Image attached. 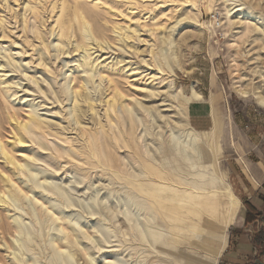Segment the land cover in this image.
<instances>
[{"label":"rangeland","instance_id":"obj_1","mask_svg":"<svg viewBox=\"0 0 264 264\" xmlns=\"http://www.w3.org/2000/svg\"><path fill=\"white\" fill-rule=\"evenodd\" d=\"M212 1L0 0V143L25 165L24 173L16 170L0 150V194L7 196L3 178L9 177L19 195L11 205L0 203V264H160L162 249H149L136 224L144 219L138 204L145 198L116 174L143 181L138 154H156L169 146L174 131L182 134L176 129L186 120L180 110L184 102L199 100L196 94L201 101L215 95L221 165L241 201L237 162L264 141V108L235 87L247 84L238 77H250L251 58L263 47L253 30L264 29V0ZM227 7H234L231 24ZM240 8L242 14L235 12ZM77 13L89 24L86 29H79ZM60 21L73 26L67 36ZM121 33L131 39L122 40ZM83 60L91 64L87 69ZM116 91L130 106L125 116L137 148L104 143L106 160L99 163L89 157L83 129L105 139L101 125L111 130L106 103ZM32 112L46 126L41 140L50 150L14 144V118L23 122ZM55 148L74 152L75 159L56 157Z\"/></svg>","mask_w":264,"mask_h":264},{"label":"bare ground","instance_id":"obj_2","mask_svg":"<svg viewBox=\"0 0 264 264\" xmlns=\"http://www.w3.org/2000/svg\"><path fill=\"white\" fill-rule=\"evenodd\" d=\"M227 6L229 7V5ZM228 7V23L231 24L232 21L229 19V16L234 7H232L233 9H228ZM210 8L208 9L210 10ZM235 12L241 13L243 9L240 8L237 9V11L235 9ZM36 14L37 10L34 9L33 15L36 16ZM249 14L254 15L256 19L262 16V14H259V16L255 15L252 11H250ZM72 21L73 20L69 21V23L71 24ZM75 21L79 24L80 30L86 29L89 25L85 21L83 14L77 13L75 15ZM2 23L3 22H0V26H2ZM60 25L65 36L68 35L69 29L73 27L72 25L66 26L65 23L61 21ZM25 30L28 32V25H25ZM253 31H259L263 47L258 57L255 56L256 58H251V65H254V67L250 70V77H246L245 79L238 77V83L247 81V84L245 83V86L239 84L235 89L240 96L244 98H253L260 107L264 108V29ZM35 33L38 39H43L42 33L39 30ZM120 37L122 40H125V37L127 40L131 39L129 34L125 36V34L121 33ZM236 49L238 50V47L235 48V50ZM151 53L154 54V51ZM42 61H45V58H42ZM175 63H179L178 60H176ZM90 65L91 64L85 60L81 66L87 69ZM115 89L119 90L117 88ZM79 94L80 92H76V99L80 97ZM123 96L122 93L116 91L113 97L106 103L107 119L111 126V130L109 132L105 129L104 125H101L106 135L104 136L105 139L99 137L98 133L83 129V135L86 136L89 143V157L93 156L99 163H104L102 161L106 160V155H104L103 151L104 143L112 145L114 141L122 147H130L132 150L137 148V144L134 143L135 141L132 143L129 139L131 134V138H133L134 128L132 124H128L127 117L130 115V110L128 109L130 106L128 105V107H126V105H123ZM196 96L199 100L184 102L186 106L180 110L182 113L181 115L184 116L186 120L183 122L185 124L177 123L178 126L176 129L177 132L182 131V134L176 136L174 129L172 130L174 132L170 137L171 139L168 147L158 149L156 154L153 153L151 155L148 153L147 156L149 157H143L141 154H138L144 165L145 178L143 181L139 179L131 180L129 176H119L115 173L120 180H124L127 185L131 187L135 194L145 198L143 206L138 204V210L140 212L143 211L144 219L140 220L138 218L136 224L137 227L139 226L141 228V233L139 232L141 234V241L145 243L149 249H162L164 255L158 253L160 254L158 260L160 264H219L220 258L228 245L229 230L234 225L241 209V201L234 194L227 179V174L223 172L221 165L223 152L221 145L222 122L218 118V115L212 109L211 117L213 119V126L211 130L207 132L197 131L189 123L188 106L192 102L201 101V95L196 94ZM210 98L212 105L215 101V95L212 93ZM119 107H121V111L123 110L122 112ZM74 110L78 113L77 106H75ZM167 119L169 122V118ZM14 121L16 123L14 135L15 145L26 146L31 142L38 145V148L41 150L51 149L48 144L41 140L42 135L46 133V126L36 113H30L23 122H18L16 118H14ZM128 125H131V127ZM163 145L165 146V144ZM146 149L144 151H146ZM0 150L9 165H12L16 170L20 169L23 173L25 172L23 169L25 165L18 164L11 151H9L2 142L0 143ZM55 153L58 158L75 159L73 158L74 152L72 151L55 148ZM168 159L172 162L170 161V163H167ZM110 160L113 162L112 156ZM184 172H187L186 176H183ZM188 175L196 178L190 181ZM3 182L6 186L9 185V188L7 189V196L5 194L3 196L0 194V203L11 205V202L19 201V195L17 194V190L14 189L15 187L12 179L9 177L3 178ZM129 203L128 200L127 206ZM138 206H136V209ZM128 215L131 216V212H128ZM156 218H158L157 222H155ZM132 220L134 221V219ZM135 227L134 229L138 232L139 229ZM164 229H166L167 235H165L166 232ZM146 246L145 248L142 247V249H146ZM148 251L150 252V250ZM147 253L145 252L146 255Z\"/></svg>","mask_w":264,"mask_h":264},{"label":"crops","instance_id":"obj_3","mask_svg":"<svg viewBox=\"0 0 264 264\" xmlns=\"http://www.w3.org/2000/svg\"><path fill=\"white\" fill-rule=\"evenodd\" d=\"M211 112L210 101L193 102L188 110L190 125L201 131L212 128ZM240 160L242 165L237 164L242 173L238 181V184H242L239 190L242 207L238 220L231 227L229 243L219 264H264V247L254 242L256 235L264 231V141L251 145ZM250 207L262 217L247 224L246 216Z\"/></svg>","mask_w":264,"mask_h":264},{"label":"trees","instance_id":"obj_4","mask_svg":"<svg viewBox=\"0 0 264 264\" xmlns=\"http://www.w3.org/2000/svg\"><path fill=\"white\" fill-rule=\"evenodd\" d=\"M261 217H262V214H259L255 209L250 207V210L246 216V223L252 224ZM254 242L256 245H262L264 247V231H261L259 232L258 235H256Z\"/></svg>","mask_w":264,"mask_h":264}]
</instances>
